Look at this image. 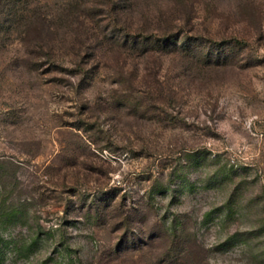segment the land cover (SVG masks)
Returning <instances> with one entry per match:
<instances>
[{
	"label": "rangeland",
	"instance_id": "obj_1",
	"mask_svg": "<svg viewBox=\"0 0 264 264\" xmlns=\"http://www.w3.org/2000/svg\"><path fill=\"white\" fill-rule=\"evenodd\" d=\"M0 264H264V0H0Z\"/></svg>",
	"mask_w": 264,
	"mask_h": 264
}]
</instances>
